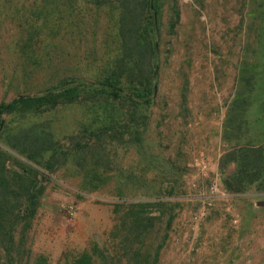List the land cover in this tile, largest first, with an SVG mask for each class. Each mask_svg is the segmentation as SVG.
Listing matches in <instances>:
<instances>
[{"label":"rangeland","instance_id":"rangeland-1","mask_svg":"<svg viewBox=\"0 0 264 264\" xmlns=\"http://www.w3.org/2000/svg\"><path fill=\"white\" fill-rule=\"evenodd\" d=\"M158 4L156 91L139 142L95 136L119 117L97 103L3 116L0 183L25 177L22 165L41 186L14 264H264V191L227 192L218 170L244 68L256 76L248 134L264 143V0ZM117 13L112 2L0 0V103L61 78H101L119 54ZM22 129L64 154L54 172L6 147Z\"/></svg>","mask_w":264,"mask_h":264},{"label":"trees","instance_id":"trees-1","mask_svg":"<svg viewBox=\"0 0 264 264\" xmlns=\"http://www.w3.org/2000/svg\"><path fill=\"white\" fill-rule=\"evenodd\" d=\"M91 2L94 5L112 2L118 9L120 47L111 67L101 78L93 81L80 77L61 78L38 93L17 95L0 103V125L3 116L12 111L39 114L65 104L97 103L103 111L118 110L119 117L116 120L107 119L101 128L93 130L95 136L105 135L109 140H118L127 135L125 140L120 141L139 142L156 91L155 42L159 36L160 5L158 0ZM170 11L169 26H172L177 22L178 11L175 6ZM240 72L238 90L229 102L223 125V139L232 141V144L218 159L220 183L225 191L231 193L243 192L250 185L264 191V143L256 142L253 136H249L245 119V112L255 93L256 76L248 68ZM54 143L45 132L34 135L24 129L10 133L4 139L7 148L49 173L54 172L65 159L59 160V155L64 154H59L58 148L53 147ZM74 144L78 145V142ZM45 154L48 157L45 158ZM19 168L25 177L20 173L23 177L18 176L14 185L4 180L0 183V264L17 262L22 251V224L34 213L41 193V186L33 180L36 172L27 177V168L22 165Z\"/></svg>","mask_w":264,"mask_h":264},{"label":"built area","instance_id":"built-area-1","mask_svg":"<svg viewBox=\"0 0 264 264\" xmlns=\"http://www.w3.org/2000/svg\"><path fill=\"white\" fill-rule=\"evenodd\" d=\"M198 165H199L201 168L204 167V164H202V162H198ZM214 188H215V187H214ZM67 211H68L69 213H71V212H72V208L69 206Z\"/></svg>","mask_w":264,"mask_h":264},{"label":"water","instance_id":"water-1","mask_svg":"<svg viewBox=\"0 0 264 264\" xmlns=\"http://www.w3.org/2000/svg\"><path fill=\"white\" fill-rule=\"evenodd\" d=\"M257 205H259V206H264V200H259V201L257 202Z\"/></svg>","mask_w":264,"mask_h":264}]
</instances>
